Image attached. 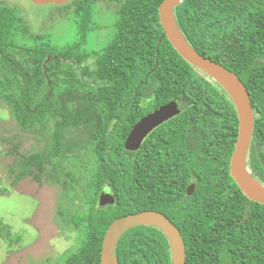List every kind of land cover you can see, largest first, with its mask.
<instances>
[{"label":"trees","instance_id":"trees-1","mask_svg":"<svg viewBox=\"0 0 264 264\" xmlns=\"http://www.w3.org/2000/svg\"><path fill=\"white\" fill-rule=\"evenodd\" d=\"M99 1L63 5H74L80 16L81 35L66 48L32 31L16 6L0 2V88L21 128H37L40 135L39 148L30 154L10 152L23 173L36 177V169L39 180L47 176L69 190L72 179L87 202L73 216L80 245L64 264H103L109 226L133 213L142 196L144 153L127 150L125 140L145 114L172 100L180 101L182 112L150 135L152 147L161 141L162 151H148L152 160L179 163V183L190 174L198 178L187 200L163 208L181 229L187 264H264V204L250 199L231 174L240 126L233 97L171 43L160 19L164 0H111L120 5L115 38L95 69L84 66ZM175 17L201 54L236 72L247 86L256 119L246 165L264 184V0H183ZM20 34L34 46L18 45ZM80 146L98 160L88 181L80 175L87 155ZM67 159L76 160L77 171L67 169ZM107 181L117 188L118 207L98 205ZM116 254L121 264H173L170 241L154 226L127 231Z\"/></svg>","mask_w":264,"mask_h":264},{"label":"rangeland","instance_id":"rangeland-1","mask_svg":"<svg viewBox=\"0 0 264 264\" xmlns=\"http://www.w3.org/2000/svg\"><path fill=\"white\" fill-rule=\"evenodd\" d=\"M0 2L16 6L27 17L32 31L45 35L55 47L66 48L81 35L80 16L74 5L38 6L32 0ZM119 6L111 0L93 5L91 30L85 45L90 55L84 66L95 69L99 54L115 38ZM27 37L30 36L20 34L18 45L34 46ZM14 52L21 53L17 48ZM4 95L0 88V264H64L80 245L81 237L74 228L73 216H77V207L87 202L81 200L80 187L72 179L67 183L69 191L47 176L42 175L39 180L36 169V177L30 172L23 173L17 156L10 150L30 154L39 148L40 135L37 128L30 131L21 128ZM80 147L87 153L86 169L80 175H85L88 181L98 171V160L88 147ZM74 161L67 159V169L77 171Z\"/></svg>","mask_w":264,"mask_h":264},{"label":"water","instance_id":"water-1","mask_svg":"<svg viewBox=\"0 0 264 264\" xmlns=\"http://www.w3.org/2000/svg\"><path fill=\"white\" fill-rule=\"evenodd\" d=\"M38 6L49 4L63 6L71 0H32ZM183 0H164L160 6V19L165 34L177 51L191 64L207 72L220 82L233 97L239 113L240 126L236 148L231 159V174L239 184L241 190L252 200L264 204V191L257 190L250 184L246 172L253 177L262 187V184L250 174L246 157L252 139L256 114L247 86L240 76L224 64L201 54L183 35L175 17V8ZM219 74L228 81L236 90L238 98L228 86L213 73ZM181 113L179 102L172 100L163 104L143 117L131 130L125 146L128 150H139L143 140L151 131L165 121ZM106 189V188H105ZM103 190L101 199L103 203L114 200L111 191ZM109 189V188H107ZM151 225L162 230L168 237L172 249L173 264H187V250L181 229L163 212L155 210L139 211L117 218L108 228L103 244V264H121L116 254L120 238L130 229Z\"/></svg>","mask_w":264,"mask_h":264},{"label":"flooded vegetation","instance_id":"flooded-vegetation-1","mask_svg":"<svg viewBox=\"0 0 264 264\" xmlns=\"http://www.w3.org/2000/svg\"><path fill=\"white\" fill-rule=\"evenodd\" d=\"M177 101L179 102V107L182 112L180 101L179 100ZM156 108L152 109L150 112H152ZM150 112H148L147 114H149ZM147 114H145L143 117H145ZM180 114L165 121L157 128L164 125L168 121L178 117ZM157 128H155L153 131L149 133V135L143 140L139 148V150H142L144 153L143 161L141 162L142 177H141L140 193L142 194V196L138 201L140 206L136 208V210L133 213L139 211H146V210H155L166 214V211H164L163 208L164 209L176 208L179 205V201L184 202L185 200L188 199V196L192 194L196 185L198 184V178L194 177L191 174L189 175L190 177L187 179V181L183 180L181 183L177 181L179 163H177L176 161L152 160V154L149 155L148 147H151L154 150V152H161L162 150L160 149V147H164L162 146L163 144H161V141L157 144H154L155 146L152 147L153 145L152 140L149 139L150 135ZM172 148L176 149V144H173ZM129 151H137V150H129ZM105 188H109L114 197V200L108 203H103L101 199V194ZM116 190L117 188L114 187L111 182L107 181L100 192V198H99L100 200L98 205L100 207H108V206L118 207V197L116 194ZM147 226H151V225H147Z\"/></svg>","mask_w":264,"mask_h":264},{"label":"bare ground","instance_id":"bare-ground-1","mask_svg":"<svg viewBox=\"0 0 264 264\" xmlns=\"http://www.w3.org/2000/svg\"><path fill=\"white\" fill-rule=\"evenodd\" d=\"M213 73L215 76H217L220 80H222L227 86L228 88L234 93V95L236 96V98H238V94L236 92V90L234 89V87L228 82L226 81L223 77H221L219 74H216L214 72ZM251 174V173H250ZM247 177L249 178L250 184L252 185L253 188L260 190V191H264V187H262L253 177H251L247 172H246Z\"/></svg>","mask_w":264,"mask_h":264},{"label":"clouds","instance_id":"clouds-1","mask_svg":"<svg viewBox=\"0 0 264 264\" xmlns=\"http://www.w3.org/2000/svg\"><path fill=\"white\" fill-rule=\"evenodd\" d=\"M105 190H106V191H110V189H107V188H106Z\"/></svg>","mask_w":264,"mask_h":264}]
</instances>
